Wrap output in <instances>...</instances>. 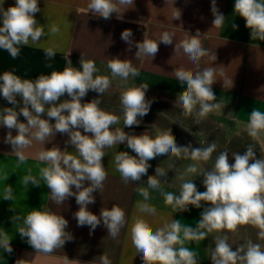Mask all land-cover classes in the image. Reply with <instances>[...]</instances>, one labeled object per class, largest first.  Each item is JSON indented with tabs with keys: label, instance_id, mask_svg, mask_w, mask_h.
<instances>
[{
	"label": "clouds",
	"instance_id": "clouds-1",
	"mask_svg": "<svg viewBox=\"0 0 264 264\" xmlns=\"http://www.w3.org/2000/svg\"><path fill=\"white\" fill-rule=\"evenodd\" d=\"M133 3L134 0H89L87 10L105 20L111 19L114 13L118 19H122L124 11L121 12V8L126 11ZM38 12V0H15V5L6 10L3 0H0V49L8 52L13 59L20 54V45H28L30 41L36 44L45 36L44 27L35 18ZM211 12L213 27H222L226 18L216 6V0H212ZM234 12L245 20L252 40L264 41V0H235ZM180 16V11L176 9L173 19L179 20ZM232 27L235 30L238 25L233 24ZM50 31L57 33L59 29L53 25ZM132 35L131 29L121 33V39L130 47L133 44ZM174 35L165 31L159 40H153L145 32L143 41L135 44L138 49L136 57L154 58L159 51V44L171 45ZM200 36L197 31L195 35L185 36L175 43V53L179 54L182 50L197 67L204 57L216 60V55L202 46ZM55 55L53 48L45 49L46 57L53 58ZM79 63L80 68L65 67L60 72L39 75L35 80L22 79L8 71L0 75V95L13 105L0 109V126L8 129L4 143L11 145L12 153L20 163L26 161L24 150L30 148L33 141L45 145L51 143L57 133L67 134L69 139L66 144L75 148V155L55 145L36 155V159L47 165L40 168L39 175L50 189L51 200L62 205L74 196L79 205V210L73 214L77 226H89L92 234L102 222L108 237L116 239L126 224L124 209L117 205H112L110 209L102 208L99 217L88 209L90 204L95 203L93 193L102 191L107 179L102 162L106 155L104 150L126 143L135 153L130 155L127 151H118L114 157L116 171L125 184L141 181V177L147 175L151 167L148 162L158 156L191 160L194 163L187 165L178 176L182 181L179 195L162 190L160 195L165 205H170L174 212H186L190 205L197 209L203 208L201 218L194 228L173 219L155 231L146 220L135 219L130 236L143 264H199L197 253L185 247V241L205 240L212 233L217 235L214 238L215 247L211 251V264H264V244L249 239L234 251L226 234L237 233L241 226L249 225L258 230L257 238L264 240V158H256L255 146L249 144L244 154L232 153V164L229 163L228 150L220 151L212 168L200 173L204 177L206 189L200 192L193 180L185 177L197 174L201 165L210 161L212 154L217 151V142H211L206 147L194 148L191 143L179 146L170 128L158 131L154 138L145 133H126L124 128L139 126L141 121L138 117L143 118L150 110L152 101L146 99L149 84L127 86L129 77L140 75L130 60L109 59L107 67L111 77L94 75L98 72L95 61L86 60L83 54ZM69 64L72 65L70 60ZM219 76H225L223 68H220ZM175 77L181 85H186L175 101L183 117H191L195 124H200L210 113L221 109L222 105L217 102L212 88L218 80L215 68L207 67L195 74L178 68ZM116 78L124 82L118 85L122 89L120 105L124 128L112 131L111 126L119 123L120 118L100 108L99 97L112 87V80ZM229 84L233 86V81L225 78L223 86ZM90 90L97 92L99 97L82 103V98ZM65 94L70 99L59 102ZM45 113L48 119L42 118ZM21 115L26 123L19 120ZM51 119L55 120L54 124L49 122ZM13 129L16 135L12 134ZM81 129L85 134H82ZM244 131L264 149V140L261 139L264 136V112L254 108ZM168 167L169 170L178 171L174 164ZM166 174L165 169L156 167L155 175L147 178V188L137 189L143 197V202H137L140 212L156 215V208L147 203L150 199L148 189H160L161 182L157 177H165ZM23 183L40 186L39 181L31 175L25 176ZM3 199L13 200L10 185L4 189ZM11 219L14 223L22 221L17 231L39 254L51 255L73 238L66 231L68 221L47 209H33L23 217L15 215ZM10 241L5 231L0 232V247L8 254L13 252ZM16 264H28V261L17 260ZM100 264H111L106 254L100 256Z\"/></svg>",
	"mask_w": 264,
	"mask_h": 264
},
{
	"label": "crops",
	"instance_id": "crops-1",
	"mask_svg": "<svg viewBox=\"0 0 264 264\" xmlns=\"http://www.w3.org/2000/svg\"><path fill=\"white\" fill-rule=\"evenodd\" d=\"M38 2L40 12L35 14V18L44 27L45 36L36 44L30 41L28 45H20V54L15 59L0 49V75L8 71L22 79L35 80L39 75L60 72L65 67L80 68L79 61L83 54L86 60L95 61L98 72L94 75L111 77L107 67L109 59L130 60L140 75L129 77L127 86L149 84L146 99L152 101L148 114L143 118L138 117L141 121L139 126L124 128L120 105L122 89L118 87L124 82L119 78L112 80V87L102 96L99 97L97 92L90 90L81 101L86 103L99 97L100 108L120 118L119 123L111 126L112 131L124 128L130 135L145 133L154 138L158 131L170 128L179 146L191 143L194 148L206 147L216 141L218 148L210 161L202 164L197 174L185 177L193 180L200 192L206 190L203 185L204 177L200 176V173L212 168L220 151L228 150L229 163L232 164V153L244 154L247 146L252 144L255 146L256 158H264V149L244 131L250 112L254 108L264 112V41L251 39L250 30L245 27V20L234 12L235 0H216V6L226 18L220 28H215L212 24V0H134L133 5L128 6L126 11L121 8V12L124 11L121 14L122 19H118L114 13L108 20L88 13L89 0ZM14 5L15 0H3L5 10ZM175 8L181 13L179 20L173 19ZM233 24L238 25V28L234 30ZM53 25L59 29L57 33L50 31ZM125 29H131L133 33L131 47L121 39V33ZM165 31L175 34L171 45L160 43L159 51L152 59L136 57L138 49L135 44L143 41L145 32L150 39L159 40ZM197 31L201 34L202 46L216 55V60L210 57L202 58L198 67L192 64L182 50L179 54L175 53V43H179L185 36L195 35ZM48 48L55 50L56 55L53 58L45 56V49ZM207 67L217 70L218 80L212 88L217 102H220L222 107L210 113L200 124H195L193 118L183 117L181 108L175 105L178 93L186 89V85H181L176 79L175 70L184 68L195 74ZM220 68L224 69V77L219 76ZM225 78L233 81V86L229 84L224 87ZM17 99L19 100V97ZM66 99H70L67 94L62 96L59 102ZM5 107L13 105L0 95V109ZM42 118L48 119L46 113ZM19 120L26 123L22 115ZM49 122L54 124L55 120L51 119ZM80 131L85 134L82 129ZM7 133L8 129L0 126V232L5 231L8 234L13 252L8 254L0 247V264H16L17 260H26L28 264H100V256L103 254L108 256L111 264H143L130 236V228L135 219L146 220L155 231L173 219L194 228L201 218L203 208L197 209L190 205L186 212H174L170 205H165L160 195L161 190L179 195L182 181L178 176L187 165L194 163L193 161L166 155L158 156L148 162L151 167L147 175L141 177V181L125 184L116 171L114 162L118 151L135 155L125 143L104 150L106 155L102 162L107 179L103 190L93 193L95 203L90 204L88 209L99 217L102 208L110 209L112 205H117L126 213V224L116 239L108 237V231L102 222L90 234L89 226H77L73 214L79 210V205L76 204L75 197H69L62 205L55 204L51 200L50 189L39 175L40 168L47 166L36 159L39 151L55 145L62 151L76 154L75 148L66 144L68 135L57 133L52 142L45 145L33 141L32 146L24 150L26 161L20 163L18 157L12 153L11 145L4 143ZM12 134L16 135L15 129ZM261 139L264 140V136ZM169 164H174L178 171L169 170ZM158 166L165 169L167 174L165 177H157L161 182L160 189H148L150 199L147 203L156 208V215L152 216L140 212L137 208V202H143V197L137 189L147 188V178L149 175H155ZM28 175L35 177L40 186L36 187L31 183L25 185L23 180ZM8 185L13 189L12 201L3 199L4 189ZM33 209H47L62 215L68 221L66 231L71 233L73 238L51 255L36 253L26 238H21L17 231L22 226V221L14 223L11 219L15 215L23 217ZM257 231L249 225L241 226L237 233H226L229 236L228 243L234 251L238 245L249 239L264 244V240L257 238ZM216 235L217 233L209 234L201 241H185L184 246L197 253L199 264H211V251L215 247Z\"/></svg>",
	"mask_w": 264,
	"mask_h": 264
}]
</instances>
